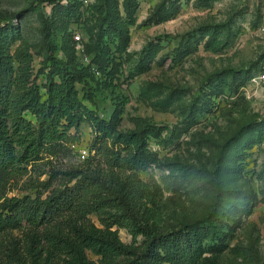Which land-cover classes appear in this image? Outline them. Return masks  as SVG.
<instances>
[{
	"label": "rangeland",
	"instance_id": "rangeland-1",
	"mask_svg": "<svg viewBox=\"0 0 264 264\" xmlns=\"http://www.w3.org/2000/svg\"><path fill=\"white\" fill-rule=\"evenodd\" d=\"M102 2L0 0V27H18L12 50L27 48L41 93L48 47L67 48L70 29L89 41L91 55L94 46L104 48L103 77L78 85L82 102L121 132L154 127L152 165L135 173L139 188H129L127 175L116 177V195L95 186L86 198L101 200L100 213L66 212L55 226L24 221L0 229V264H125L144 251L142 227L168 233L208 219L216 236L201 249L202 264H264V87L249 96L243 90L264 63V0H107L110 15L133 19L125 45L99 39ZM221 24L229 32L212 51L200 29ZM93 136L82 123L74 147L56 142L24 168L0 170V205L71 185L68 172L82 167ZM233 141L237 152L220 162ZM78 228L106 252L78 248Z\"/></svg>",
	"mask_w": 264,
	"mask_h": 264
},
{
	"label": "trees",
	"instance_id": "trees-1",
	"mask_svg": "<svg viewBox=\"0 0 264 264\" xmlns=\"http://www.w3.org/2000/svg\"><path fill=\"white\" fill-rule=\"evenodd\" d=\"M68 2V5L73 6L79 5L81 0ZM106 5L107 0L96 5L100 16L99 39L106 38L105 45H125L128 24L133 19L127 17L121 21L109 14ZM67 13L70 14V11ZM200 30L202 36L207 37L206 46L217 51L223 45L229 27L221 24L201 27ZM70 32L72 39L67 48L48 47L49 53L40 69L44 76V93H41L36 78H31L33 68L27 48L19 43L12 50L21 40L18 27L13 24L0 27V170L10 174L24 168L39 159L46 148L56 142L74 144L79 140L78 131L82 123H88L94 135L88 147L89 155L82 167L68 172L74 182L53 189L44 199L39 193L35 198L25 196L5 199L0 205V229L8 225L22 226L24 221L32 226L56 222L53 224L55 226L59 224V217L85 209H88L87 212L100 213L101 200L86 198L95 186L103 187L109 195H116V177L127 175L129 188H139L135 173L147 171L152 165L148 137L155 130L154 127L144 125L139 130L121 132L82 102L78 85L89 77H103L105 53L104 48L99 51V47L94 46L91 55L89 41L82 36L84 51L90 57V62L87 65L80 63L75 52L74 29H70ZM252 76L246 77V83ZM71 130L74 132L71 133ZM161 130L158 128L155 134L160 135ZM243 130L246 131V128ZM236 145L237 141H233L223 146L228 154L222 156L220 162L226 160L229 153L237 152L234 150ZM92 152L94 155H91ZM49 186L47 182L42 183L44 188ZM66 212L69 213L64 214ZM72 226V222H68V228ZM215 227L209 219L168 233L142 227L140 232L145 242L144 251L137 259H128L125 264H202L200 251L208 240L216 236ZM73 236L78 248L85 243L95 254H104L107 250L83 228H78L77 234Z\"/></svg>",
	"mask_w": 264,
	"mask_h": 264
},
{
	"label": "built area",
	"instance_id": "built-area-1",
	"mask_svg": "<svg viewBox=\"0 0 264 264\" xmlns=\"http://www.w3.org/2000/svg\"><path fill=\"white\" fill-rule=\"evenodd\" d=\"M262 29H264V18L262 19L261 23ZM74 40L76 41L75 44V52L78 58V61L84 65L89 64L90 57L85 53L84 47L82 44V36L79 33H75L73 35ZM259 87H264V63L259 72H257L255 75H253L249 81L246 83V85L243 87V90L247 96L248 92L256 90ZM71 147H74L75 144H70ZM86 151H83L82 158L85 157Z\"/></svg>",
	"mask_w": 264,
	"mask_h": 264
}]
</instances>
